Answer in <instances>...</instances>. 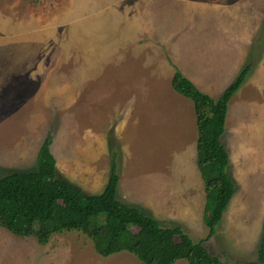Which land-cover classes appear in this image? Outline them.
I'll list each match as a JSON object with an SVG mask.
<instances>
[{
	"label": "rangeland",
	"instance_id": "374dc122",
	"mask_svg": "<svg viewBox=\"0 0 264 264\" xmlns=\"http://www.w3.org/2000/svg\"><path fill=\"white\" fill-rule=\"evenodd\" d=\"M228 102L221 141L234 195L208 251L256 261L264 227V0H0V178L34 171L45 139L58 178L103 190L116 156L118 198L163 227L205 239L193 103L180 72ZM0 264H139L96 253L79 232L46 245L0 228ZM173 264H188L184 259Z\"/></svg>",
	"mask_w": 264,
	"mask_h": 264
},
{
	"label": "trees",
	"instance_id": "16d2710c",
	"mask_svg": "<svg viewBox=\"0 0 264 264\" xmlns=\"http://www.w3.org/2000/svg\"><path fill=\"white\" fill-rule=\"evenodd\" d=\"M249 69L248 63L218 100L201 92L178 71L171 78L173 90L193 103L195 160L205 190V239L194 242L181 227H163L139 207L121 201L117 195L115 154L109 178L99 193H85L70 181L58 178L48 139L39 148L34 171L13 172L0 178V228L18 238L33 237L39 245H46L53 235L79 232L91 240L97 254L107 257L127 251L139 264H173L180 259L188 264H225L208 251L204 242L214 235L235 192L221 136L228 102ZM256 259L249 264H264V227Z\"/></svg>",
	"mask_w": 264,
	"mask_h": 264
}]
</instances>
